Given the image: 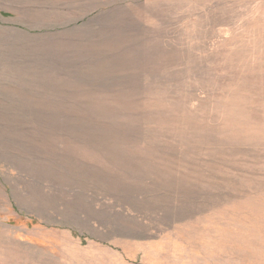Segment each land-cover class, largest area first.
Instances as JSON below:
<instances>
[{"label":"rangeland","instance_id":"obj_1","mask_svg":"<svg viewBox=\"0 0 264 264\" xmlns=\"http://www.w3.org/2000/svg\"><path fill=\"white\" fill-rule=\"evenodd\" d=\"M0 264H264V0H0Z\"/></svg>","mask_w":264,"mask_h":264}]
</instances>
